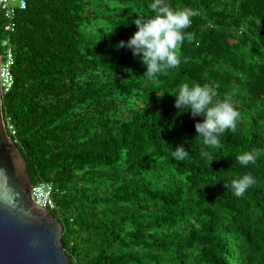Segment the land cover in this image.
<instances>
[{"label": "trees", "instance_id": "obj_1", "mask_svg": "<svg viewBox=\"0 0 264 264\" xmlns=\"http://www.w3.org/2000/svg\"><path fill=\"white\" fill-rule=\"evenodd\" d=\"M25 1L3 120L69 263L264 264V0Z\"/></svg>", "mask_w": 264, "mask_h": 264}, {"label": "water", "instance_id": "obj_2", "mask_svg": "<svg viewBox=\"0 0 264 264\" xmlns=\"http://www.w3.org/2000/svg\"><path fill=\"white\" fill-rule=\"evenodd\" d=\"M0 91V264H70L62 225L34 206L26 163L6 133Z\"/></svg>", "mask_w": 264, "mask_h": 264}, {"label": "built area", "instance_id": "obj_3", "mask_svg": "<svg viewBox=\"0 0 264 264\" xmlns=\"http://www.w3.org/2000/svg\"><path fill=\"white\" fill-rule=\"evenodd\" d=\"M26 8L25 0H0L1 28L5 33L13 32L15 28V16L17 12ZM3 49L0 53V91L1 95L10 91L13 85L12 67L14 59L8 40L1 42ZM54 187L50 182L32 184L30 195L34 206L45 211H52L55 207L52 195Z\"/></svg>", "mask_w": 264, "mask_h": 264}, {"label": "clouds", "instance_id": "obj_4", "mask_svg": "<svg viewBox=\"0 0 264 264\" xmlns=\"http://www.w3.org/2000/svg\"><path fill=\"white\" fill-rule=\"evenodd\" d=\"M240 34V33H239Z\"/></svg>", "mask_w": 264, "mask_h": 264}]
</instances>
